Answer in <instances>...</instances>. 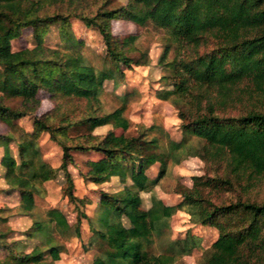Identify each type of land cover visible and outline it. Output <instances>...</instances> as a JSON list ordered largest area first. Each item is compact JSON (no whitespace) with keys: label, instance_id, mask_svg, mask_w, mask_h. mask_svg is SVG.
<instances>
[{"label":"trees","instance_id":"obj_1","mask_svg":"<svg viewBox=\"0 0 264 264\" xmlns=\"http://www.w3.org/2000/svg\"><path fill=\"white\" fill-rule=\"evenodd\" d=\"M23 1L30 0H0V120L12 125L33 111L42 87L57 106L35 117L34 132L18 141L0 135L6 184L20 193L19 210L32 220L25 233L31 244L7 241L0 231V252H5L0 264H57L64 249L57 235L69 239L80 233V218L70 223L59 208L36 213L41 185L58 173L41 159L36 140L42 131L62 147L60 168L71 201L78 199L68 166H79L77 154L96 156L79 169L84 180L101 185L117 178L122 184L117 191H101L96 216L89 218L90 248L99 244L92 264H173L175 256L200 241L189 234L168 242L165 252L151 250L179 210L193 223L219 231L200 264H264V0H31L19 17ZM72 19L101 34L100 67L75 37ZM114 20L138 29L117 35ZM148 25L164 32L158 63L171 73L160 77L167 88L157 96L177 109L183 131L180 140L167 138L165 144L159 135L148 139V129L136 136L115 131L130 126L128 94L120 107L101 112L105 81L117 84L124 69L152 63L138 45ZM51 27L57 28L58 44L49 42ZM25 28L34 31L33 45L14 50L12 41ZM4 97L24 98V108L11 107ZM108 125L112 128L104 134L94 133ZM81 128L85 132L72 135ZM188 157L203 160L205 173L194 175L191 187L178 184L177 204L153 193L151 207L142 214V192H152L169 167ZM157 162L161 169L153 179L147 171Z\"/></svg>","mask_w":264,"mask_h":264},{"label":"rangeland","instance_id":"obj_2","mask_svg":"<svg viewBox=\"0 0 264 264\" xmlns=\"http://www.w3.org/2000/svg\"><path fill=\"white\" fill-rule=\"evenodd\" d=\"M31 1V0H30ZM30 1L20 3L17 15L22 17L25 10L31 5ZM126 3L127 0H119ZM113 32L117 35L134 33L137 26L124 20L111 21ZM71 28L75 37L84 41L85 53L97 66L103 63L105 55V45L99 31L92 27H87L83 22L72 19ZM57 28L51 27L49 42L59 43L56 35ZM34 31L31 28H25L21 34L12 41L14 50H21L32 47ZM164 32L151 25L142 27L141 38L138 45L142 51L147 50L151 58L150 65H138L132 69H124V74L118 76L117 84L113 80L105 81V92L101 96V112L112 111L123 104L121 97L128 94L127 109L125 116L130 120V126L126 131L116 129L115 131L127 135H139L147 130V138L160 136L163 143L167 138L180 140L183 137L181 129V119L178 116L177 109L167 100L158 98L157 92L162 88H167L160 77L164 74L170 76L163 66L158 63V58L164 48ZM139 56V53H136ZM173 54H170V58ZM169 58V59H170ZM31 87V86H29ZM40 99L39 105L27 114L15 119L12 125L0 120V135H12L18 141L23 134L34 132V119L37 116L54 110L57 103L50 98L49 89L42 87L38 90ZM5 103L16 109L24 108V98L22 97H4ZM80 110H84L82 102ZM70 105V104H68ZM55 112V111H54ZM57 112V111H56ZM110 125L97 128L95 134H104L111 129ZM152 129V130H151ZM85 132V128L73 130L72 135H78ZM60 139V136L57 135ZM62 137V136H61ZM37 145L40 149L41 159L49 163L53 168L58 169L57 176L41 185V195H36V213L44 216L45 212L51 208L61 209L67 216L70 223H76L80 218V233L65 239L57 235L59 241L64 245L61 252V259L57 264H85L96 252H99V244L90 248V238L92 228L89 218L96 216L97 205L100 200L101 191L114 192L122 187L117 178L101 185L84 180L79 169L87 167L85 161L96 157L95 155L77 154L75 156L78 167L69 164L68 171L72 174L73 193L78 200L71 201L65 192L68 185L64 176V171L60 168L62 163V147L57 140L52 139L51 134L42 131L37 137ZM11 149L14 155H18V146L16 141L11 143ZM4 148L0 145V231L7 233V241L24 239L27 243L32 242L27 239L26 231L32 223L31 218L19 210L20 193L9 190L4 178L5 168L1 165V159ZM205 163L199 157H188L181 163L168 168V173L161 177L159 183L153 187L152 192H142L143 202L141 212L144 214L151 207L153 193L161 198L166 204H177L181 200L178 193V184L191 187L194 175L205 173ZM161 169L160 163H155L148 169L150 178H156ZM202 192H206V187H201ZM84 198V199H83ZM83 199L84 202L80 200ZM126 224V222H125ZM194 235L199 238V246L190 248L183 255L175 256L173 264H200L205 258L214 241L218 238L219 231L212 225H201L192 222L190 215L183 211H177L169 220L168 227L164 230L162 237H155L151 245V250L156 253L165 252L167 243L177 239H183L187 235ZM5 256V252H0V258Z\"/></svg>","mask_w":264,"mask_h":264},{"label":"crops","instance_id":"obj_3","mask_svg":"<svg viewBox=\"0 0 264 264\" xmlns=\"http://www.w3.org/2000/svg\"><path fill=\"white\" fill-rule=\"evenodd\" d=\"M92 257H91V259H89L88 261H87V263H85V264H92Z\"/></svg>","mask_w":264,"mask_h":264}]
</instances>
